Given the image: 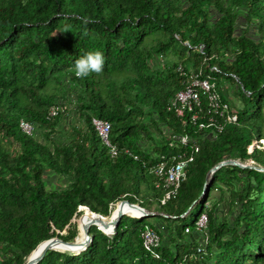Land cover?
Segmentation results:
<instances>
[{"label":"trees","instance_id":"1","mask_svg":"<svg viewBox=\"0 0 264 264\" xmlns=\"http://www.w3.org/2000/svg\"><path fill=\"white\" fill-rule=\"evenodd\" d=\"M95 50L103 72L76 78L74 61ZM191 75L224 100L223 84L235 86V124L209 137L168 110ZM56 105L66 109L48 118ZM92 118L110 123L116 157ZM20 120L43 142L23 135ZM181 136L199 151L161 206L165 189L149 168L189 152ZM261 140L264 0H0V264H25L51 238L73 242L84 214L109 218L120 201L156 215L123 216L112 236L91 226L85 251H48L38 264H264V172L224 166L206 180L226 160L264 168ZM48 173L65 188L48 190ZM145 226L160 237L153 253L142 246Z\"/></svg>","mask_w":264,"mask_h":264},{"label":"built area","instance_id":"2","mask_svg":"<svg viewBox=\"0 0 264 264\" xmlns=\"http://www.w3.org/2000/svg\"><path fill=\"white\" fill-rule=\"evenodd\" d=\"M213 70L217 71L216 68H213ZM177 71L184 74L181 68H178ZM232 77L237 81L233 75ZM65 109L60 105L52 106L48 110L47 117L52 119ZM168 110L180 119L189 116L190 122L197 125L200 130L207 131L209 137L222 131L225 125L235 124L237 121L233 106L222 98L214 82L209 79H200L198 75H191L186 86L170 99ZM91 124L101 143L108 149L109 155L112 158L116 157L118 149L110 141V123L92 118ZM18 127L20 132L27 137L36 135V127L30 122L20 120ZM178 140L182 145H192L190 151L172 155L169 158L158 156V162L149 168V175L151 174L157 179L155 186H161L165 189V194L160 200L161 206L165 205V202L169 199L176 197L182 182L186 178L188 166L193 162L194 155L199 151L198 145L194 144V140L189 137L181 136ZM259 143L262 145L261 148L264 149V140L259 141ZM126 153L130 155L128 151ZM208 207L209 203H206V208ZM160 216L165 215L161 214ZM206 222V215H201L196 223V230L198 232L204 231ZM140 237L142 246L147 252L153 253L154 249L160 245L158 233L149 226L143 228ZM205 240L206 238L202 239L203 242Z\"/></svg>","mask_w":264,"mask_h":264},{"label":"water","instance_id":"3","mask_svg":"<svg viewBox=\"0 0 264 264\" xmlns=\"http://www.w3.org/2000/svg\"><path fill=\"white\" fill-rule=\"evenodd\" d=\"M224 166H234V167H238L241 169H254L256 171L264 172V168H258V167L253 166L252 164H241L236 160H226V161H223V162L217 164L215 167H213L208 172L206 180H208L209 177L214 172H216L218 169H220L221 167H224ZM206 185L207 184L205 183L203 186L202 193L199 196V199L202 198L206 194V192H207ZM195 203H196V201L193 202L192 205L189 207V209L186 211V213H184L180 217L181 218L185 217L187 215V213L189 212V210L194 206ZM117 204H123V205L125 204L131 208H135L136 210H138V212L140 213V217H135V218H149V217H154L156 215L155 213H153L151 211H147L137 204H131L128 201H120ZM90 213L94 216H98L99 218H105V217H102L101 215L94 214L92 212H90ZM159 215H161V214H159ZM123 216H125L124 212L120 211L114 217V219H112L109 222H103V221H101V219H97L96 223H99V224H101V226H104L107 229H109L110 230L109 233L104 232L103 230H101L97 227L96 228H97V230H99L104 235L112 236L115 234L116 228L118 227V224L120 223ZM164 217H167V216H164ZM94 224H95V221H91V222L84 225V227H83L84 240L82 242H78V241H76V239L73 242H64L58 238H51L47 241L41 242L28 255V257L26 258L25 264H38L43 259V257L45 256V254L48 251H58L55 248L58 247L59 245L63 246L64 249H66V252H70V253H74V254H79V253L85 251L87 249V247L89 246V244L91 243L92 237L89 234V229ZM60 252H62V251H60Z\"/></svg>","mask_w":264,"mask_h":264},{"label":"clouds","instance_id":"4","mask_svg":"<svg viewBox=\"0 0 264 264\" xmlns=\"http://www.w3.org/2000/svg\"><path fill=\"white\" fill-rule=\"evenodd\" d=\"M105 57L99 51H88L74 61L72 71L76 78L81 79L95 73L101 74L104 70Z\"/></svg>","mask_w":264,"mask_h":264},{"label":"bare ground","instance_id":"5","mask_svg":"<svg viewBox=\"0 0 264 264\" xmlns=\"http://www.w3.org/2000/svg\"><path fill=\"white\" fill-rule=\"evenodd\" d=\"M123 211L125 216H130V217H140V213L138 212V210H136L135 208H131L127 205H123V204H115L114 208L111 211V214L109 216V218L105 219H101L98 216H90L88 213L84 214L79 220H78V224H77V229H78V236L76 241L78 242H82L84 240V233H83V227L85 224L91 222V221H95V224L93 226L103 230L104 232L109 233L110 230L107 229L104 226H101V224L96 223L97 219H101V221L103 222H109L112 219H114V217L120 212ZM100 221V220H99ZM58 251H62V252H66V249H64L63 246L59 245L58 247L55 248Z\"/></svg>","mask_w":264,"mask_h":264},{"label":"rangeland","instance_id":"6","mask_svg":"<svg viewBox=\"0 0 264 264\" xmlns=\"http://www.w3.org/2000/svg\"><path fill=\"white\" fill-rule=\"evenodd\" d=\"M240 27L243 28L244 26L243 25H240ZM241 28H238L237 33H240L241 32V30H242ZM223 87H225L224 89L226 91L225 95H223L224 98L229 102V104L231 106L233 104H236L235 97H236L237 93L235 94V90H234L235 89V86L230 85V83L228 81H226L223 84ZM52 92H54V90H52ZM35 136H36L37 139H39L40 141L43 142V139L41 138V135H40V131H36V135ZM246 164H252V163L248 161ZM45 181L47 183L46 188L48 190H60V189L65 188V186L67 184L65 181H61V180L57 179L56 176L53 175V174H51V173H48V175L45 176ZM114 206H113V208H114ZM151 212H153V211L151 210ZM153 213H155V212H153ZM79 216H80V214L75 219H73L72 222L76 224V220H77V218H79ZM148 222H149V224H152V225H155L156 224L155 221H154V219H149Z\"/></svg>","mask_w":264,"mask_h":264},{"label":"crops","instance_id":"7","mask_svg":"<svg viewBox=\"0 0 264 264\" xmlns=\"http://www.w3.org/2000/svg\"><path fill=\"white\" fill-rule=\"evenodd\" d=\"M200 239H201V237H200Z\"/></svg>","mask_w":264,"mask_h":264}]
</instances>
